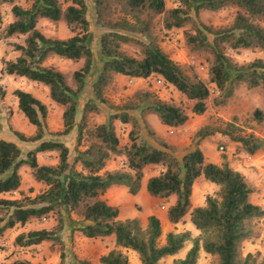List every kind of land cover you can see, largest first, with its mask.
Masks as SVG:
<instances>
[{
    "label": "trees",
    "instance_id": "trees-1",
    "mask_svg": "<svg viewBox=\"0 0 264 264\" xmlns=\"http://www.w3.org/2000/svg\"><path fill=\"white\" fill-rule=\"evenodd\" d=\"M169 8L167 0H94L96 22L103 29L94 43L87 0H71L64 6L61 0H32L30 8L13 5L14 21L0 34V39L16 35L27 36L26 45H17L21 55L16 61L5 63L4 73L15 75L49 89V99L63 109L64 129L52 132L48 125L49 106L24 90H15L20 112L36 129L34 136L16 132L17 137L39 145L23 151L15 142L0 139V194L13 195L21 191L24 168L31 177L47 186L40 194L31 197L0 199V236L16 226L25 227L34 221L52 220L51 229L43 228L19 234L14 240L16 248L27 249L49 242L52 248L63 245L61 258L66 253L62 234L70 226L71 233H81L90 239L116 237L118 247L134 251L141 264H163L193 242L186 256L173 264H198L200 252L213 258V264H264L258 254H243L245 242L259 237L257 225L264 220V207L253 202L256 188L242 172L234 169L227 156L220 165L207 161L199 148L187 149L173 144L149 126L146 115L154 114L163 126L181 128L190 116L188 108L175 101L162 99L149 90L137 93L136 101L125 106H112L107 120L89 128L91 113L101 111L99 104H108L105 88L114 77L150 80L161 78L167 87H174L190 102L192 111L202 115L213 85L218 92L216 105H226L237 89L245 84L249 89L261 88L264 93V60L240 64L227 52L261 50L264 52V0H174ZM120 7L122 16L113 19L112 8ZM233 9L234 22L228 28H216L201 20L204 11L219 12ZM162 19L165 31L184 30L183 46L189 53L206 54L204 66L207 79L197 73L189 75L162 48L155 32L156 20ZM40 20L64 22L73 36L57 39L45 36L38 28ZM3 17L0 12V28ZM139 47L138 57L131 56L124 46ZM53 57L80 62L84 66L76 71L73 79L47 62ZM96 58V60H95ZM99 64V71L91 83L93 96H87L89 75ZM7 91L0 86V105ZM1 114V106H0ZM255 118L264 122V111L257 110ZM131 125L130 143L123 147L116 122ZM142 126L147 132L144 133ZM2 122L0 120V130ZM201 129L197 137L207 139L214 132ZM77 134V148L49 136L68 137ZM86 140V148L80 146ZM251 156L264 150V140L254 135L238 137ZM56 154L57 162L42 164L39 155ZM182 156H179V155ZM117 156L126 159L122 169L109 170L110 161ZM149 166L160 167L147 185L151 197L175 202L167 212L171 224L191 222L200 232L193 238L190 231L170 232L165 243L161 220L152 215L144 227L138 218L121 220L120 210L105 199L107 192L125 186L133 196L139 194L145 171ZM127 168V169H126ZM205 180L218 186L215 195L207 196L204 206L193 207L192 196L196 181ZM76 215V219L73 218ZM76 263V262H75ZM102 264H131L129 257L113 250L101 258ZM10 264H32L17 259ZM76 264H91L79 260Z\"/></svg>",
    "mask_w": 264,
    "mask_h": 264
},
{
    "label": "rangeland",
    "instance_id": "rangeland-1",
    "mask_svg": "<svg viewBox=\"0 0 264 264\" xmlns=\"http://www.w3.org/2000/svg\"><path fill=\"white\" fill-rule=\"evenodd\" d=\"M64 6L71 3V0H61ZM89 5V19L91 21V31L94 34V43L96 44L98 37L103 32V29L96 22V14L94 11V0H87ZM20 5L26 9L30 8L32 5V0H0V12L3 17V23L0 28V34L3 30L14 21L12 14L13 5ZM167 5L169 8L175 7L174 0H167ZM113 19L120 18L122 12H120V7L115 5L112 8ZM236 12L233 9H226L219 12L204 11L201 14V20L210 26L216 28H228L231 27ZM264 25V24H263ZM38 28L42 33L50 38L57 39H68L73 36V33L67 27L64 22L54 23L48 20H40L38 23ZM184 30H173L165 31L162 29V19L158 18L156 20L155 32L159 38L160 44L164 51L176 62H178L189 75L197 73L203 78L207 79L206 71L201 69V66L208 65L209 55L206 54H193L189 53L187 49L183 46L184 43ZM27 36L16 35L12 38L0 39V86H2L6 91L7 95L5 99L1 102V114L0 120L2 122V129L0 130V139L15 142L23 151L27 153L29 150L33 149L40 142L29 143L20 140L16 132L25 134L26 136H34L36 134V129L32 126L26 117L20 112L18 107V99L13 94L15 90H24L32 93L34 96L38 97L44 103L49 106L48 115V125L52 132L62 131L64 129L63 122V109L56 104L52 103L49 99V89L42 84L30 82L25 78L7 75L4 73L5 63L8 61H16V59L21 55V52L16 50L17 45H26ZM124 50L131 56L138 57L139 47L135 45L124 46ZM228 54L240 64H245L252 62L256 59L264 60V52L261 50H244V51H232L227 50ZM195 56V61L193 57ZM96 60V58H95ZM84 60L80 62H75L72 60L60 59L58 57H53L49 59L47 64L54 65L58 67L63 73L67 74L69 77L70 84L77 88L74 82L73 75L76 71H79L84 66ZM100 67L98 62H95V67L92 73L89 75L87 81V96H93L91 83L96 78V75ZM158 78H151L150 80H136L135 83L131 84L130 79L126 76L121 77L119 75L115 76L113 81L105 88L104 97L108 100V104H99L101 111L99 113L93 112L89 115L87 123L89 128H92L98 124L104 123L107 120V113L110 111L112 106H125L132 104L136 101L137 93L143 90H149L158 94L162 99L167 101H175L178 104L184 105L188 108V113L190 116L189 122L181 127V129L176 130H166L162 127L158 117L154 114L148 113L146 115L149 126L162 134L170 142H174L179 146L184 147L189 151L196 149L202 142H209L216 147L219 155L227 156L230 163L234 169H241L240 172L248 174V178L251 180L252 184L256 188V193L253 196V202L257 205L264 207V165L263 167H258L257 163L264 164V150L259 151L256 155L251 156L248 154L242 144L235 141L238 137H249L251 135L256 136L259 139L264 140V122H259L255 118V112L257 110L264 111V93L261 88L249 89L245 84L241 85L234 96L228 101L226 105H216L214 99L217 97L218 92L215 86L211 85L212 95L207 102V110L204 114L198 115L192 111L194 102H190L181 92L176 88L170 87H160L158 85ZM116 128L118 136L121 140V145L125 147L130 143L129 134L132 130L131 125L123 124L120 121L116 122ZM206 129L208 132H214L211 136L207 137L205 140H201L197 137V133L201 129ZM144 133L147 132L145 126H142ZM46 139H55L65 142L71 151L74 153L77 148V134H73L68 137H58L49 136ZM87 142L83 140L80 149L86 148ZM224 146L225 151L221 152L220 147ZM179 156H182L181 154ZM258 159V161H256ZM39 160L42 164H47L48 162H56V154L53 153H42L39 155ZM126 159L123 156H117L115 159L110 161L108 168L111 170L125 168ZM127 169V168H126ZM160 167L150 166L145 171V177L152 175H157L160 172ZM239 171V170H238ZM26 185H30L31 178L30 174L24 175ZM145 179V178H144ZM45 189L43 187H29L28 193L31 197H34ZM218 190V189H217ZM129 191V190H128ZM127 191V192H128ZM217 191L209 190V193L205 197L215 195ZM28 194V195H29ZM129 194V192H128ZM20 197V196H19ZM132 198L134 199L133 195ZM173 199L161 200L156 198H149L145 202H135L132 208L125 210L121 207L120 216L122 219H132L134 214H138V219L141 221L142 225L146 227L148 225V218L152 215H156L162 223L163 233L168 234L171 231H185L188 230L187 226L180 224L174 228V225L170 226L168 218H166L169 207L173 204ZM120 218V219H121ZM134 219V218H133ZM47 221H36V224L32 226L35 228H47ZM30 229L33 230V228ZM258 231L260 232L259 237L255 240L245 242L243 247V254L246 256L249 253L258 254L260 262L264 260V220L258 223ZM29 229V228H27ZM193 237L196 238L197 232L192 230ZM177 233V232H176ZM14 235L8 236L5 246L1 247L5 254L3 256L11 260V257L16 255L19 256L21 250H17L13 247ZM73 241V240H72ZM165 243V238L162 237L160 244ZM90 244V243H89ZM193 242H189L186 247V252L192 247ZM50 246V245H49ZM95 246L89 245L86 248L94 249ZM54 254H61V249L63 245H57V247H50ZM65 248V246H64ZM26 251V250H24ZM27 252V251H26ZM23 252V253H26ZM70 253V258L73 263H78L79 260L88 261V259H82L81 254L85 256H93L96 252L91 251L89 253L85 252L82 248H77L75 241L69 243V249L67 253ZM37 257L41 253H44L45 263L43 261L40 264H47V242L45 248L37 250L36 252H28ZM27 254V253H26ZM128 256V255H127ZM129 260L131 264H134V260ZM60 259L62 261L61 255ZM17 259H14V261ZM12 261V262H14ZM167 261L165 264H171ZM11 262V263H12ZM90 262V261H88ZM62 262H60L61 264ZM64 264V261L63 263ZM198 264H213V258L210 255L201 252Z\"/></svg>",
    "mask_w": 264,
    "mask_h": 264
},
{
    "label": "crops",
    "instance_id": "crops-1",
    "mask_svg": "<svg viewBox=\"0 0 264 264\" xmlns=\"http://www.w3.org/2000/svg\"><path fill=\"white\" fill-rule=\"evenodd\" d=\"M121 77H124V76H121ZM162 127L165 128L166 130H168V129L169 130H174L175 129V128H170V127H166V126H163V125H162ZM179 129H181V128H177L176 130H179ZM172 143L179 146L180 142L178 144H176L174 142H172ZM199 148L204 153V155H205V157H206L208 162L214 163V164H217V165H220L222 163V156L219 155V153L216 150V147H214V145L212 143L202 142L199 145ZM256 161H258V159ZM56 162H57V159H56ZM56 162H48L47 164H54ZM262 163H264V162H262ZM263 165L264 164L257 163L258 167H263ZM109 170H111V169H109ZM236 170L241 171V169H236ZM21 173L23 175V184H22L21 191L15 193L13 195H10V194L1 195L0 194V199L1 198H21L22 194L30 196L28 191H29V187H32V186H35L36 188L37 187H43L45 190L47 189L46 185H44L42 183H37L31 177V175H30L31 183H30V185H26L24 175H26V174L28 175L29 174V170L27 168H24L21 171ZM246 175L248 176L247 173H246ZM152 176H154V175H152ZM152 176L145 177V179L142 182L141 190H140L139 194L133 196L134 199L132 198V195L130 193L128 194V192H129L128 190L129 189L127 187H125V186H118V187L111 188L107 192V194L105 195V199L108 201V203L111 206L117 207V208H119V210H121L120 209L121 207L125 208V210L130 209V208H132L134 203L137 202V201L138 202H145L149 198L150 199L152 198L149 195L148 190H147L148 181H149V179ZM217 189H218L217 185L205 180L204 177H200L196 181V183L194 185V188H193V196H192L193 207L204 206L205 203H206L205 195L209 193V190L218 191ZM174 202H175V200L173 199V204H174ZM121 215H122V212L120 213V216ZM120 216H119V218H121ZM138 217H139L138 214H134L132 219L133 218H138ZM73 218L76 219L77 218L76 215H73ZM166 218H168L167 215H166ZM121 220H124V219L121 218ZM47 223L49 225V226H47L48 229H51L54 226V222L52 220H50V221L47 220ZM34 224H36V221L26 225L25 227L16 226L15 228L6 231L3 236H0V264H10L12 261H14V259L25 260V261L31 262L32 264H40L42 261H43V263H45V257L43 256L44 253H41L40 255L35 257V256H33V254H29L28 252H32V251L36 252L37 250H41L42 251V249L45 248L46 242L41 244V245H39V246H33V247H30V248H27V249L16 248L14 246L15 238L19 234H21L23 232L31 231L32 229H30V227L34 226ZM180 224L181 225L184 224V226L188 227V230H185V231H190L191 233H193L192 230H194V231H196L198 233L197 236L200 235V232L195 228V226L191 222L190 216H187L185 218V223H179L177 225H174V228L179 226ZM171 225H173V224L170 223V226ZM27 228H29V229H27ZM39 229H41V228H39V227L35 228V229L33 228V230H39ZM185 231L177 230V231H171V232L181 233V232H185ZM11 234L14 235V237H13L14 238L13 239V247L15 249L19 250V251L21 250V253L19 252V256H17V257H16V255L14 257H11V260H10V259L7 258V257L10 256L9 254H7V256H3L5 254V251L1 247L6 245L5 242H7L6 240H7L8 236H11ZM166 235L167 234L163 233L162 237H164L166 239ZM62 239H63V242H64L65 253H66V256H65V259H64V264H76V263H73L72 259L70 258V256H69L70 253L69 252L67 253V250L69 249V243H71L73 241H75V243L77 245V248L80 247L87 253H89L91 251L96 252L95 254H93V256H85V254H81V258L83 260L84 259H88V261H90L91 264H102L101 263V258L106 256V255H108L113 250L121 251L124 254L130 256L131 260H134V264H141L137 254L134 251H130V250H127L125 248H121V247L117 246L116 237L114 235L113 236H109V237H104V238L90 239V238L84 237L79 232H76L73 235L71 233L70 226H67V228L65 229V231L62 234ZM89 243L91 245L95 246L94 249L86 248V246L90 245ZM50 247H52L51 243L47 242V264H60V262L63 263V261H61V259H60V255L61 254L60 253H59V255L58 254H54L53 251L50 250L51 249ZM24 250H26L27 252L24 251ZM185 250H186V248L184 250H182L176 256L168 257L167 259H165L163 261V264L167 263V261H170V259L172 261L169 262V263L173 264L176 259L184 258L186 256L187 252H188V251L186 252ZM23 252H26L27 254L23 253ZM201 252H204V251H201ZM201 252H200V254H201Z\"/></svg>",
    "mask_w": 264,
    "mask_h": 264
},
{
    "label": "built area",
    "instance_id": "built-area-1",
    "mask_svg": "<svg viewBox=\"0 0 264 264\" xmlns=\"http://www.w3.org/2000/svg\"><path fill=\"white\" fill-rule=\"evenodd\" d=\"M193 60H194V61L196 60V59H195V56L193 57ZM201 69L204 70V69H205L204 66H201ZM136 80H137V79L132 78V79H130V83L133 84V83L136 82ZM156 80H157V82H158V85H160L161 88H162V87H166V84H165L164 80H162L161 78H158V79H156ZM220 151H221V152H224V151H225V147H224V146H221V147H220ZM44 221H46V219H44Z\"/></svg>",
    "mask_w": 264,
    "mask_h": 264
}]
</instances>
